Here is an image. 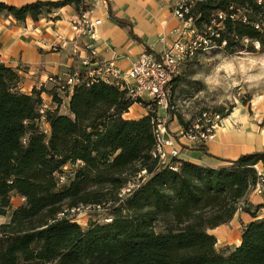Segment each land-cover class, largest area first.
Instances as JSON below:
<instances>
[{
	"label": "trees",
	"instance_id": "16d2710c",
	"mask_svg": "<svg viewBox=\"0 0 264 264\" xmlns=\"http://www.w3.org/2000/svg\"><path fill=\"white\" fill-rule=\"evenodd\" d=\"M94 6L95 0L22 6L0 0V12L18 22L56 20L53 14L65 7L83 16ZM108 7L110 18L139 40L133 23L116 16L111 2ZM187 15L206 41L203 48L213 43L229 53H252L256 43L264 47V0H198ZM79 71L82 81L72 91L58 77L51 89L28 93L19 70L0 60V215L9 217L0 224V264H264V204L247 201L264 183V149L226 159L202 143L194 150L218 164L180 158L163 164L154 155L157 103L135 100L115 80ZM180 81L170 82V98ZM43 94L52 99L44 114ZM250 100L241 97L244 105ZM135 103L148 113L125 118ZM180 122L184 132L193 129ZM14 197L24 202L15 207ZM81 205H103L108 217L83 225L67 214ZM239 210L253 218L242 225L241 243L218 249L210 230L230 223Z\"/></svg>",
	"mask_w": 264,
	"mask_h": 264
},
{
	"label": "crops",
	"instance_id": "0c3cea01",
	"mask_svg": "<svg viewBox=\"0 0 264 264\" xmlns=\"http://www.w3.org/2000/svg\"><path fill=\"white\" fill-rule=\"evenodd\" d=\"M2 1L22 6L38 0ZM108 2H111L116 16L128 18L133 23V31L139 40L131 38L127 31L110 18ZM87 13L93 20H101L95 26V39L81 24L83 16H79L73 7H65L54 13L53 16H59L56 20L45 17L38 21L28 18L25 22H18L12 16L0 12V60L19 70L23 91L30 93L32 89L42 87L51 89L55 83L50 77L66 78L77 70L89 71L98 64L108 65L113 61L116 67L128 71L147 48L159 55L183 31L181 21L173 14L172 0H95L94 8ZM91 43L95 54L87 47ZM43 98L49 104L52 103L49 95L43 94ZM68 100L66 98V102ZM147 113L141 103H135L124 117L139 119ZM238 121L244 124L241 130L234 126L237 121L234 124L230 122V126L221 129L213 141L206 144L212 155L236 159L242 154L264 149L262 122L253 123L248 116ZM43 125L50 129L48 123L43 121ZM183 143L189 148L180 150V159L199 164H218L215 159L194 150L192 142L187 140ZM260 170L264 175L261 166ZM13 200L19 201V205L24 202L19 197ZM247 201L257 206L264 204V193L258 195L252 189ZM260 213L264 215V208ZM7 218L2 223L7 222ZM252 219L249 212L239 210L230 223L210 230L217 238V248L238 246L241 243L242 225Z\"/></svg>",
	"mask_w": 264,
	"mask_h": 264
},
{
	"label": "rangeland",
	"instance_id": "374dc122",
	"mask_svg": "<svg viewBox=\"0 0 264 264\" xmlns=\"http://www.w3.org/2000/svg\"><path fill=\"white\" fill-rule=\"evenodd\" d=\"M212 44L205 49L203 45L199 47L184 62L177 75L181 81L170 98L173 109L169 113L168 130L179 151L189 148L183 143L187 140L180 133V120L183 125L192 128L199 125V130H205L219 115V126L214 134L235 121L234 126L241 130L244 124L238 120L243 116L250 117L253 123L260 121L264 124V47L256 43L255 52L243 50L229 53L223 47ZM242 95L251 97L247 105L242 103ZM158 110L160 115L163 114L162 110ZM212 141L213 138L199 144H210ZM138 181L139 177L135 182ZM128 194V191L122 192L123 196ZM12 202L14 206L20 204L17 200ZM87 206H79L84 207L74 217L79 223L87 225L90 220L103 221L108 217L109 211L103 205ZM7 219L0 215V224Z\"/></svg>",
	"mask_w": 264,
	"mask_h": 264
},
{
	"label": "built area",
	"instance_id": "2783aa9c",
	"mask_svg": "<svg viewBox=\"0 0 264 264\" xmlns=\"http://www.w3.org/2000/svg\"><path fill=\"white\" fill-rule=\"evenodd\" d=\"M194 1L198 0H172L173 14L181 21L183 31L177 40L170 45L168 44L159 55L144 51L128 71H123L116 67L113 61L108 65L98 64L95 69L89 70L86 73L87 77L97 75L105 79L115 80L135 100H153L157 103L163 114L158 118L155 129L157 146L154 155L163 164H168L172 159L179 158L180 156V151L177 148L175 140L171 137L168 130L169 110L171 109L170 82L178 75L184 62L192 57L198 48L202 46V42L206 43L202 36L196 33V29L193 28L192 18L187 17ZM100 22L101 20L99 19L93 20L88 13H85L81 20V24L90 32L92 39H95V26ZM87 47L95 54L93 43L88 44ZM65 79V84L69 91H72L73 87L82 81L79 70L68 75ZM50 80L55 81L54 77H50ZM49 108V102L44 100L41 113L44 114ZM204 116H207V114H204ZM216 119L205 130H199V125H197L189 132L181 130L180 133L193 144L207 141L214 138V130L219 126V115L216 116ZM132 188L134 186L129 185L122 192H130ZM253 192L262 195L264 193V183L260 181L253 188ZM83 208H73L67 214L74 218Z\"/></svg>",
	"mask_w": 264,
	"mask_h": 264
}]
</instances>
